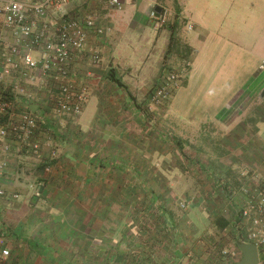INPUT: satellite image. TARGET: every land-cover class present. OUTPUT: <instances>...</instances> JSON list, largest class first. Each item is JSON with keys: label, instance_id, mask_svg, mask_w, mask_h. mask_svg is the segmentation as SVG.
<instances>
[{"label": "crops", "instance_id": "0c3cea01", "mask_svg": "<svg viewBox=\"0 0 264 264\" xmlns=\"http://www.w3.org/2000/svg\"><path fill=\"white\" fill-rule=\"evenodd\" d=\"M121 3L120 9L113 10L103 0H70L49 7L45 20H36L51 30L64 16L81 20L91 15L105 34L88 31L84 49L70 65L76 84L88 88L81 115L76 120L56 117L44 107L51 88L39 85L29 109L37 104L45 108L39 115L32 107L46 124L41 150L29 159L16 145L6 155L0 152V161L6 159L9 167L0 172L1 189L20 191L25 171L30 179L27 185L43 188L41 199H0V230L8 247L16 246L15 241L20 243L22 233H27L25 225L32 228L38 222V214L30 210H37L35 203L43 200L58 217L67 203L71 223L83 217L86 225L98 215L107 219L109 207L116 204V227L101 230L107 240V235L116 233L115 249L133 244V252L120 260L132 264H236L241 258L239 238L248 227L240 222L246 199L241 187L264 181V0ZM152 8L168 13L167 23L160 28H154L148 19ZM170 37L178 43L179 53L184 47L189 50L186 59L172 51ZM3 40L0 31V47ZM94 54L100 58L96 65L90 61ZM171 72L178 74L177 90L166 103L148 111L151 91ZM206 128L212 143L199 144L194 156H189L180 136L189 131L202 136L198 132ZM56 132L67 133L69 140ZM224 137L230 139L228 143H223ZM51 152L53 159L49 158ZM50 161L53 165L44 173L42 166ZM99 162L119 174L90 175ZM243 172L248 174L247 180L241 177ZM116 183L164 185L168 192L158 193L159 198L150 193L147 198L141 193L113 194L98 187ZM223 184H232V192L224 191ZM173 185H193L197 190L192 195L187 189L178 193L168 187ZM126 199L136 201L131 205L135 209L132 234L125 232L119 215ZM180 201L187 204L186 209L179 208ZM145 213L149 220L143 228L140 218ZM45 229L49 234L55 232L51 226ZM39 231L37 227L36 235L26 243L43 246ZM223 252L235 253L236 258L224 259ZM258 256L259 264H264V250Z\"/></svg>", "mask_w": 264, "mask_h": 264}, {"label": "built area", "instance_id": "2783aa9c", "mask_svg": "<svg viewBox=\"0 0 264 264\" xmlns=\"http://www.w3.org/2000/svg\"><path fill=\"white\" fill-rule=\"evenodd\" d=\"M70 0H3V25L7 30L6 39L0 47V152L7 154L12 145L26 153L37 154L42 148L40 130L44 107L58 118L76 120L88 102V88L84 84H76L70 65L73 57L84 49L87 32L103 36L105 29L95 23L91 15L76 19L62 17L50 30L44 23L38 25L36 20H45L49 7L66 5ZM110 9L118 10L121 0H103ZM152 8L148 19L154 28H160L168 21V13L161 10L157 13ZM191 27L188 26V30ZM99 56H91V64L99 63ZM189 64L186 63V67ZM263 69V66H260ZM42 85L51 88L48 103L42 107L35 104L37 111L31 112L30 104H34L37 96L35 87ZM178 88V74L168 73L150 94L149 103L157 107L168 101ZM22 106H25L22 108ZM42 107V108H40ZM51 152L50 159L54 158ZM7 167L6 159L0 161V172ZM50 163H45L44 173L50 171ZM241 177L248 179L243 172ZM246 195L240 209V222L248 223L242 231L239 244H250L258 251L264 250V181L250 187H241ZM6 198L0 188V199ZM8 198V197H7ZM15 199L16 196H10ZM222 258H236L235 253L223 252ZM11 257L10 248L3 231L0 230V264ZM226 261V260H225Z\"/></svg>", "mask_w": 264, "mask_h": 264}, {"label": "rangeland", "instance_id": "374dc122", "mask_svg": "<svg viewBox=\"0 0 264 264\" xmlns=\"http://www.w3.org/2000/svg\"><path fill=\"white\" fill-rule=\"evenodd\" d=\"M2 6H0V31H2L3 33V37L6 38V34H7V30L3 25V16H2ZM44 87L47 88V85H45ZM166 103V102H165ZM159 107V106H157ZM153 108H155L154 106H151L150 103L148 105V111L152 110ZM204 132H198L204 135H190L193 133V131H189L190 133H188L187 136H180V141L182 142V145L184 147H186L185 149L188 151L190 150V153L188 154L189 156H194V153H192L196 146H198L201 143L204 144H210L212 143V139L211 136L207 135L206 136V131H208V129H203ZM60 134V133H59ZM52 135V134H51ZM50 135V136H51ZM49 136V139L51 140V137ZM62 138L64 140H69L67 133L63 132ZM224 139H226L225 142L223 143H228V141L230 140L228 137H224ZM53 149L54 145H52ZM34 155L36 154H25L24 156H26L27 159L32 158ZM197 155V154H196ZM24 164H26L24 162ZM8 167V163H7V167ZM7 171V170H6ZM5 171V172H6ZM69 171V170H67ZM83 171V170H82ZM148 171V170H147ZM28 171H25L23 173V178H25V182H23V184L20 186V191H6L5 189L4 192L6 194V198L7 200H13V201H18L21 200L22 198H26V200L29 198H31L32 196H34L37 191V188L35 186V184H31L30 186L27 185V181H30L29 176L27 175ZM129 187H134L138 186V185H126ZM142 186V185H141ZM145 186V185H144ZM151 189H153V187L158 188L156 189L157 192H161V194L165 193L164 189L167 187L164 185H159V186H150L148 185ZM95 187V186H94ZM170 188H174L176 191H178V193L184 192L185 189H187L188 192L191 193V195L193 193H196L195 190H197V186H180V185H173V186H168ZM196 187V188H194ZM144 188V187H141ZM168 188V189H170ZM28 190L27 192L25 190ZM173 189V190H174ZM195 189V190H194ZM182 190V191H181ZM143 194V193H141ZM15 195L16 198L12 199L10 198V196ZM8 197V198H7ZM41 199V198H38ZM145 197L141 198V202L145 203ZM97 202H94V205ZM98 203H100L98 201ZM120 203V202H119ZM123 203V202H122ZM132 203H136V201H131V200H127V203L125 201V203H123L124 205V209L121 207L123 206L122 204H120V209H119V215L120 217L123 216V218H121V221H124L125 223V228H127L125 230V232H128V234H132V217L131 215H133L134 212V206L132 208ZM178 203V202H177ZM48 205L46 204V201L43 200V202H36L34 208H36L37 210H30V212H34L38 214V222L36 223V225L34 227H27L25 225V230H27L26 234L22 233V238L20 239V243L16 242L17 245L14 246L13 251H11V253L13 254V259L17 260L20 264H55V263H46V260H49V254L45 251L40 250V248L35 247L32 243L27 244L26 242H29V238L33 237L36 235V230L37 227L38 229H40V231L37 233V235L39 236V240L42 241V243L45 245H56V247L60 252V247H62V251H68L70 252V254L73 256L72 259L73 260H69L67 263L68 264H132L131 262H129V260H120L125 254L128 253H132L133 249V244L130 243V245H126L124 247L121 248H117L115 249L116 246V241L114 239V236L116 235V233H110V235H107L108 238L110 240L105 239L104 234H102V228H104L105 230H109V228L111 227H116V208L117 205H113L110 208V212L108 214L107 219L103 220V218L100 217V219H96V217H94L93 221L91 224H85V219L82 217V219H80L77 223L72 224L71 221L72 219L69 217L70 216V210L68 209V204L65 203L62 207H61V211L60 214H62L60 217L55 216L53 212L51 211H55V210H50L49 207H47ZM179 208L181 210L186 209L187 208V204L180 201L179 202ZM132 208V209H129ZM183 208V209H182ZM143 211V209H141ZM108 213V212H107ZM99 216V215H98ZM57 221V223H61L62 226H65V230L61 229V232H63V235L61 236V239L56 237L59 235V233L56 234V232L49 234V232H47L48 230H46L45 228L49 226V224H52V222ZM141 227H145L148 226L147 222H148V217L147 214H142L141 218ZM71 228H70V225ZM39 225V226H38ZM59 226V225H58ZM61 226V225H60ZM35 234V235H34ZM124 235V234H121ZM145 235V234H144ZM65 237L64 239L62 237ZM146 236V235H145ZM37 237V236H36ZM68 237H70L71 239H68ZM66 245V248H63V246ZM33 246V247H32ZM134 248V247H133ZM135 249V248H134ZM11 250V249H10ZM131 255V254H129ZM123 259V258H122ZM58 260V259H57ZM61 260V259H60ZM60 263V262H59ZM62 264V263H60ZM66 264V263H64Z\"/></svg>", "mask_w": 264, "mask_h": 264}, {"label": "trees", "instance_id": "16d2710c", "mask_svg": "<svg viewBox=\"0 0 264 264\" xmlns=\"http://www.w3.org/2000/svg\"><path fill=\"white\" fill-rule=\"evenodd\" d=\"M169 41H170L169 42L170 46L172 45L171 47L173 48L172 49L173 52L175 51L179 55H182V57L184 59H186L187 56H189V50L186 47H184V49H181L182 50L181 51L182 54L179 53L180 51L178 50L179 49V46L177 45L178 43L176 42V40L173 37H170ZM116 83H118L120 85V82L116 81ZM47 112H49V111H47ZM1 123H3V122H0V124ZM40 123H41L40 124V130H41V132H43V130H44L43 126H45L46 124H42L43 122H40ZM56 134H57V136H61L58 132H56ZM61 138H62V136H61ZM53 162L54 161H50L49 162L51 166L53 165ZM44 167H45V165L42 166V169H41L42 171H44ZM95 167L96 168H94V169H90V172H89L90 175H93V176H97L98 175V176H100V175H104V174L105 175H110V174L118 175L119 174L118 170H116L115 168L104 166V165L100 164V162ZM98 187L99 188L102 187L103 190L107 189V191H109L110 193H113V194H115V193H118V194L119 193H143L145 195V197H147V194L149 195L151 193V194H155V196H157V198H159V194H158L159 192H157V190H155V189L154 190L151 189L148 185H145V186L144 185H142V186L138 185V186H135V188H134V187H129V186H126V185H120V184L116 183V184H112V185L109 184V185H104V186H100L99 185ZM141 187H144V188H141ZM36 188H37L36 193L38 194V197H34L35 196L34 195L33 198L38 199V198H41V194H42L43 188H42L41 185L36 186ZM222 188H223L224 191H226L228 193L232 192V184H225V185L223 184ZM164 190H165L164 191L165 193L168 192V190L166 188ZM98 192H100V189L98 190ZM163 195H165V194H163ZM2 199H5V198H2ZM126 203H127V199H126ZM140 203L143 205V202L140 201ZM96 219H100V216H96ZM60 225H61V223H59V222L57 223V221H55V220L52 222V224H49V226H51L52 229H54L56 234L59 233V235L57 236V238H59V239H61V236L63 235V232H61V229L65 230L64 227L60 226ZM62 238L64 239L65 237L63 236ZM69 238L70 237H68V239ZM41 245H43V246L40 247L39 244H35L34 246L37 247V248H40V250L45 251V252H47L49 254V260H46V263H55V264H60V263L64 264V263H66V264H68L67 262L69 260L70 261L73 260L72 259L73 256L70 254V252L62 251L63 250L62 247H60V252H57V251H59L57 249L59 247H54L53 245L44 246V244H42V243H41ZM66 247H67L66 245L63 246V248H66ZM13 248L14 247H10V249H11L10 252L13 251ZM13 257L14 256L11 253L10 259L4 264H20L17 260H14ZM222 261L224 262V260H222ZM141 264H144V263H141Z\"/></svg>", "mask_w": 264, "mask_h": 264}, {"label": "water", "instance_id": "95a60500", "mask_svg": "<svg viewBox=\"0 0 264 264\" xmlns=\"http://www.w3.org/2000/svg\"><path fill=\"white\" fill-rule=\"evenodd\" d=\"M157 13L161 11L159 8L154 9ZM35 109V106H32ZM32 107L30 110L33 112ZM238 250L241 253V258L236 264H259L258 250L250 244H238Z\"/></svg>", "mask_w": 264, "mask_h": 264}]
</instances>
